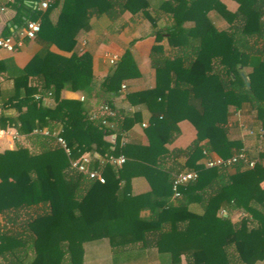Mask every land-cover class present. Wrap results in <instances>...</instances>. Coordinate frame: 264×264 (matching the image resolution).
Masks as SVG:
<instances>
[{
  "label": "trees",
  "instance_id": "obj_1",
  "mask_svg": "<svg viewBox=\"0 0 264 264\" xmlns=\"http://www.w3.org/2000/svg\"><path fill=\"white\" fill-rule=\"evenodd\" d=\"M60 1L51 0L47 9H36L27 18L41 22L35 41L43 49L13 77L14 87L6 96L0 89V129L15 128L20 136L37 131L43 142L38 154L21 144L0 153V213L6 215L0 258L5 264H83L86 242L108 239L118 254L130 245H147L148 235L158 231L159 253L171 264H181L182 255L189 264H264V166L248 168L239 162L230 168H207L204 155L206 151L228 159L234 150L241 151L242 144L229 137L231 108L248 106L264 129V0H236V13L219 0L162 1L160 9L173 19L165 31L170 48L178 50L173 58L160 44L164 32L148 11L150 3L126 0L123 10L142 12L155 33L150 61L156 86L129 96L151 113L147 147L119 145L115 128L103 126L102 118H94L83 102L62 97L64 90L91 91L92 56L78 53L77 36L89 28L91 10L108 13L112 5L109 0H62L61 12L52 21ZM210 11L233 23L231 28L216 30L207 19ZM191 22L193 26H186ZM52 45L71 56L52 53ZM114 66L101 85L103 94H117L123 80L139 75L129 51ZM245 68H250L247 82ZM1 69L7 70V62L0 63ZM30 77L39 78L41 86H29ZM49 93L51 105L45 101ZM9 109L17 115H5ZM138 120L127 115L122 131ZM182 120L196 128L197 139L187 150L169 153L165 146L179 133ZM108 121L115 124L116 117ZM45 129L65 140L70 156L56 136L40 134ZM84 154L94 156L92 166L101 169L105 184L90 182L71 169L70 160ZM95 155L102 160L123 155L127 161L122 167H100ZM170 156H186L187 161L166 169ZM133 160L140 163L136 172L131 170ZM187 171L197 172V180L181 187V197L168 204L172 180ZM136 175L147 177L150 193L131 196L129 180ZM195 204L200 213L193 210ZM148 208L155 217L142 218ZM222 209L226 216L219 214ZM235 211L247 217L234 224L230 216ZM164 223L170 224L166 233L160 231ZM29 248L34 257L25 263Z\"/></svg>",
  "mask_w": 264,
  "mask_h": 264
},
{
  "label": "crops",
  "instance_id": "obj_2",
  "mask_svg": "<svg viewBox=\"0 0 264 264\" xmlns=\"http://www.w3.org/2000/svg\"><path fill=\"white\" fill-rule=\"evenodd\" d=\"M39 0H0V36H9L25 26L27 18L39 9L37 4ZM51 1V0H50ZM150 3L148 11L154 15L158 27L164 32V40L160 43L163 46L164 53L167 57L178 54L170 48L165 31L173 22V19L160 9L162 1L169 0H147ZM230 13H236L239 3L236 0H219ZM112 7L108 13L92 11L89 28L82 29L78 36V53H89L93 60L94 82L90 92L64 90L62 97L66 100L81 101L85 107L94 116L99 114L100 107L105 101L110 102L116 112L115 135L116 142L119 145H131L134 147H147L150 144L146 128L149 126L151 113L148 107L141 102L129 98L131 94L151 90L156 86V71L151 65L150 55L153 46L156 44L155 33L153 32L150 21L142 12L133 13L130 10H123L126 0H109ZM63 1L56 6L52 13V21H56L62 8ZM207 19L211 25L218 31H226L231 28L233 23L224 19L218 12L210 11ZM194 23H188L186 26L191 27ZM43 49V46L34 41H27L24 48L16 52H6L0 49V63L7 62V70H0V89L6 96L14 87V76L23 71L31 60ZM49 50L57 55L70 57L72 53H66L59 50L56 46H50ZM129 51L139 70V75L125 79L120 85L117 94H103L101 91L102 83L111 76L115 71V66L108 62L106 54L116 55L121 60L125 53ZM181 53V52H180ZM170 58H173V57ZM250 68L243 69L245 75ZM29 86L40 87L39 78L30 77ZM123 86L125 88L123 89ZM40 98V95H36ZM6 99V97L4 98ZM47 104H53L54 99L51 93L45 99ZM3 98L0 96V113L2 112ZM5 115L15 117V109L5 111ZM138 117L139 120L127 131H122V125L126 116ZM255 112L248 106L243 109H230L229 117V137L231 140L239 141L242 144L241 151L245 152L249 159L255 160L261 158L264 154V141L260 137L259 130L261 124L255 119ZM145 125V126H144ZM179 133H174V139L168 143L165 148L169 153L175 150H187L197 139V130L188 120L178 122ZM263 129V128H262ZM250 130L255 134L250 135ZM264 130V129H263ZM38 134L20 136L15 128L8 127L0 129V153L6 150H14L17 144L26 147L30 153L38 154L43 148L42 140L36 137ZM114 138V140H115ZM233 153H237L235 150ZM212 155L218 156L215 153ZM99 157L98 155H95ZM164 167L170 169L174 165L183 166L187 161L186 156L169 157ZM152 159V158H151ZM139 161L133 160L131 170L136 172L140 169ZM178 167V168H180ZM264 186V182L262 183ZM149 180L144 175H136L129 180V192L131 196H141L151 192ZM167 203L175 201L167 198ZM193 210L201 212L198 205L192 206ZM220 214V212H219ZM228 214V213H227ZM141 217L151 219L155 214L151 209H144ZM247 217L244 211H235L231 214L232 223L238 224L243 218ZM23 219V218H22ZM6 225V215L0 213V228ZM252 227L256 225L252 224ZM170 230V224L164 223L161 232L166 233ZM24 229L18 227L21 233ZM160 232V233H161ZM159 232H152L148 235L147 245L139 243L130 245L122 249L118 254L113 253V249L108 239H100L86 242L83 245L84 259L83 264H171L169 257L159 253L157 246V236ZM232 251V247L230 249ZM25 255V254H24ZM34 253L31 248L28 249L27 255L24 256L25 263L31 261ZM0 264H5L0 258ZM181 264H189L184 255L181 256ZM255 264H263L257 262Z\"/></svg>",
  "mask_w": 264,
  "mask_h": 264
},
{
  "label": "built area",
  "instance_id": "obj_3",
  "mask_svg": "<svg viewBox=\"0 0 264 264\" xmlns=\"http://www.w3.org/2000/svg\"><path fill=\"white\" fill-rule=\"evenodd\" d=\"M37 4V7L41 10H45L50 5V0H39ZM41 30V22L36 20H28L25 23V26L16 31L15 33L9 35V36H0V49L4 50L6 52H16L18 50H21L24 48L27 41H34L37 34ZM105 57L108 59V62L111 65H115L118 62V57L116 55H109L106 54ZM125 86H123V89ZM116 116V112L114 109H112L107 103L102 104L99 110V114L94 115V118L101 117L102 118V125L103 126H110V128H115L114 124H110L108 121V118H114ZM145 126V125H144ZM37 134H39L37 131H35ZM43 136H56L57 137V143L64 149L66 154L68 156L71 155V151L68 148L65 140L59 136H57L56 133L51 134L47 129L40 132ZM250 135L255 134L254 131L250 130ZM260 137L264 141V130L261 128L259 130ZM204 155L206 156L205 165L207 168H214V167H232L233 165L243 162L248 168H254L256 165L260 164L264 166V156L255 160H251L248 158L245 152H238L234 154L231 158L223 159L219 156H213L212 154H209L208 152L204 151ZM96 157V156H95ZM99 159V165L100 167L104 166L105 164H110L115 167H122L127 159L123 155L109 156L106 160H102L99 157H96ZM94 164V156H91L90 154H84L78 159H71L70 160V166L71 169L76 171L77 173L83 175L87 180L90 182H98L101 184L106 183V179L103 176V173L100 168L95 169L93 168ZM198 178V173L195 171H187L183 173H179L174 177L172 180V199L176 201L181 197V187L184 185L196 181ZM221 216H226L227 211L225 209H222L220 211Z\"/></svg>",
  "mask_w": 264,
  "mask_h": 264
},
{
  "label": "water",
  "instance_id": "obj_4",
  "mask_svg": "<svg viewBox=\"0 0 264 264\" xmlns=\"http://www.w3.org/2000/svg\"><path fill=\"white\" fill-rule=\"evenodd\" d=\"M242 75H243V77H244L245 81L247 82V78H246V76H245L244 74H242Z\"/></svg>",
  "mask_w": 264,
  "mask_h": 264
},
{
  "label": "rangeland",
  "instance_id": "obj_5",
  "mask_svg": "<svg viewBox=\"0 0 264 264\" xmlns=\"http://www.w3.org/2000/svg\"><path fill=\"white\" fill-rule=\"evenodd\" d=\"M36 137V136H35ZM36 138H38V137H36Z\"/></svg>",
  "mask_w": 264,
  "mask_h": 264
}]
</instances>
